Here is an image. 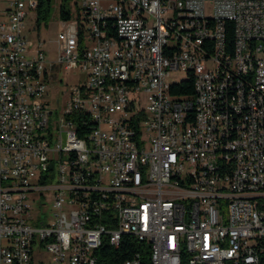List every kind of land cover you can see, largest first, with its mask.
<instances>
[{
  "label": "built area",
  "instance_id": "obj_1",
  "mask_svg": "<svg viewBox=\"0 0 264 264\" xmlns=\"http://www.w3.org/2000/svg\"><path fill=\"white\" fill-rule=\"evenodd\" d=\"M37 6L0 0V264H97L125 236L149 264H264V0H77L56 60L22 34ZM56 71L87 78L58 110Z\"/></svg>",
  "mask_w": 264,
  "mask_h": 264
},
{
  "label": "rangeland",
  "instance_id": "obj_2",
  "mask_svg": "<svg viewBox=\"0 0 264 264\" xmlns=\"http://www.w3.org/2000/svg\"><path fill=\"white\" fill-rule=\"evenodd\" d=\"M52 6L50 9V15L46 23L37 24L36 21V11H28V15L25 19L22 34L27 38L29 43H36L39 39L44 42L43 49L47 52V58L50 60H56L58 57V42L57 36L61 30L60 20H59V4L60 0H52ZM2 6V2H1ZM76 6L71 9L72 17L75 18L78 14ZM67 72V73H65ZM57 73V79L50 82V91L48 94V99H50L52 108L58 110L59 107L55 104L54 100L60 98V105L62 106L65 101V96L61 92L66 90V85L70 86L76 83L77 78L79 79V84H83L87 81L85 73H81L77 77V72L75 71H65ZM185 73H176L171 78H169L171 83H177L181 80H185ZM141 104L143 107L147 106L146 95L141 98ZM62 142H66V134L62 135Z\"/></svg>",
  "mask_w": 264,
  "mask_h": 264
},
{
  "label": "trees",
  "instance_id": "obj_3",
  "mask_svg": "<svg viewBox=\"0 0 264 264\" xmlns=\"http://www.w3.org/2000/svg\"><path fill=\"white\" fill-rule=\"evenodd\" d=\"M52 0H38L36 8V21L37 24L46 23L50 15ZM77 0H60L59 4V20H69L72 18L71 9L76 6ZM228 37L232 39V24L227 23ZM203 46H208L202 44ZM234 41H232L233 52ZM172 94L176 95H192L193 94V80L187 79L179 85H175L171 89ZM151 247L145 241H138L134 237L125 236L122 238L121 244L118 248H112L109 245H103L99 248L95 255H97V264H122L127 259L135 256H140L143 263H150Z\"/></svg>",
  "mask_w": 264,
  "mask_h": 264
},
{
  "label": "bare ground",
  "instance_id": "obj_4",
  "mask_svg": "<svg viewBox=\"0 0 264 264\" xmlns=\"http://www.w3.org/2000/svg\"><path fill=\"white\" fill-rule=\"evenodd\" d=\"M174 16H182V9H174ZM140 23H143L144 26H152V17L151 12H143L142 15H140ZM202 44H206L208 46H212V39L209 38H202ZM241 50V41H234L233 45V52H240ZM177 73H185L187 80L189 78V70H179ZM181 80L177 83H171L169 79H167V88H172L175 85L181 84L183 81Z\"/></svg>",
  "mask_w": 264,
  "mask_h": 264
},
{
  "label": "crops",
  "instance_id": "obj_5",
  "mask_svg": "<svg viewBox=\"0 0 264 264\" xmlns=\"http://www.w3.org/2000/svg\"><path fill=\"white\" fill-rule=\"evenodd\" d=\"M48 56V55H47ZM56 100V99H55Z\"/></svg>",
  "mask_w": 264,
  "mask_h": 264
}]
</instances>
